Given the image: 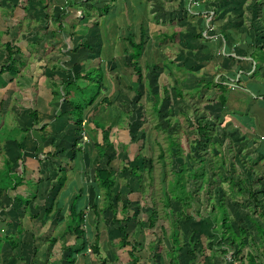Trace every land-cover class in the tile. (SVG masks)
I'll use <instances>...</instances> for the list:
<instances>
[{"label": "crops", "instance_id": "crops-1", "mask_svg": "<svg viewBox=\"0 0 264 264\" xmlns=\"http://www.w3.org/2000/svg\"><path fill=\"white\" fill-rule=\"evenodd\" d=\"M70 1L35 0L33 13V0H0V176L6 171L5 161H11L12 173L20 179L11 186L12 191L0 184V264H60L52 257L60 252L54 245L70 240L69 248L62 252L66 257L62 264H154L156 257L149 258V251L144 250L147 235L137 237L140 231L135 226L132 232L126 231L135 217H102L95 210L100 202L97 198L103 192L116 191L112 200L116 202L117 194L124 198L128 188L141 193L137 180L142 172L132 176L133 164L143 159L145 167L157 142L144 128H160L166 133L172 124H178L166 113L181 112L186 97L191 106L195 104L192 100H202L193 111L203 118V125L211 126L210 137L216 128L221 144L218 158L225 168H219L226 180L222 190L226 193L227 179L233 175L252 190L264 191V4L262 0H87L89 4L81 0L82 5ZM50 11L60 23L53 26L47 21ZM131 43L142 44L135 69L129 59ZM92 70L96 80L99 73L103 80L98 98L83 114L81 127L89 140L83 145L73 107L62 97H53V92L58 88L65 94L64 83ZM75 84L66 94L73 103L81 104L77 89L83 90L86 82ZM221 95L225 96L223 106L218 102ZM103 98L108 107L98 105ZM33 111L39 121L34 129ZM140 112V117L135 116ZM206 116L216 124L207 122ZM136 127L145 133L142 137L118 131ZM172 142L174 152L181 153ZM138 143L139 151L131 157L128 152ZM122 154L127 156L124 168L129 173L125 188L101 189L94 173L107 169L116 176ZM89 205L93 216L85 215ZM233 205L240 207L239 202ZM71 208L76 214L83 213L82 223L94 226L83 240L66 234L72 224ZM234 211L232 222L249 224L250 214ZM253 219L264 227L263 219ZM123 224L128 248L104 249L101 237L108 239L112 233L122 237L119 228ZM249 229L256 239L253 227ZM13 232L18 238L15 246L9 243ZM88 245L92 247L89 255Z\"/></svg>", "mask_w": 264, "mask_h": 264}, {"label": "rangeland", "instance_id": "rangeland-1", "mask_svg": "<svg viewBox=\"0 0 264 264\" xmlns=\"http://www.w3.org/2000/svg\"><path fill=\"white\" fill-rule=\"evenodd\" d=\"M29 2V0H27ZM86 4H89L87 0H84ZM33 13L35 10H37V7L35 6V0H33ZM28 8V6H27ZM51 12V11H50ZM34 18L36 19L37 14H33ZM49 23H51L53 26L56 25L57 22L54 20V17H52V12L47 15ZM33 18V22L35 19ZM91 92H87V96H90ZM89 94V95H88ZM87 96L85 98H87ZM192 101H195V104H188V98H184V101H181L182 104V111L176 112L174 114V111H169L166 114L172 115L173 119H176L178 121V124L173 125L172 128L165 130V132L161 131L164 129H149V127L144 128L146 132H148L149 136H155V142L156 146L153 147L152 154L150 155L149 161L150 163L145 165V167H142L143 159H138L137 163H134L133 165H136L137 171L136 176L140 172V179L138 178L137 183L139 184V190L141 193H132V191L128 188L125 189V194H123L125 197L122 198V195L119 193L117 194L119 199L115 202L114 196L116 195V191H112L110 194L103 192L100 198H97L98 202L97 207L95 210L99 212V215L102 217L110 218L112 215L119 218H125L126 216L132 217L133 213H137L135 218H133V222H130L126 226L127 233L132 232L134 229H132V226L136 227V232L140 231L137 234V237H140L142 235H147V238L149 241L144 244V250L149 251L150 257H156V264L162 263V264H169L172 257L170 254L172 253V245L170 244L169 236L171 233V222L168 217V211L170 210L173 218L176 219L177 213L180 211H184L187 214H192L194 219L190 221H180L176 227L178 232V245L177 247L180 249L181 253L179 252L178 257V264H232L229 262V259L225 261L226 258H228V255H225L227 257H224V254H221L219 251L220 249H224L226 247L225 242H220L219 239H217V236L211 235L210 229L215 226V219L218 217L217 212L214 210L212 213L209 210L208 201L207 203H203V199L205 200L203 196L206 197V199L214 198L217 199L218 197H222L223 190L221 189L222 186L218 182V177L212 172H210L211 168L214 167L215 164L212 162L217 161V154L218 150L216 148L211 147L209 142L203 141L201 144V149L198 143H193L194 136H193V127L195 125L196 121H199V115L198 112L193 111L194 107H199L202 104L201 99H194ZM189 102H191L189 100ZM192 103V102H191ZM98 105L103 106L104 104L98 103ZM189 111V113H188ZM213 115H216V112H212ZM211 114V115H212ZM165 114L162 115L164 117ZM135 116L140 117V114L136 113ZM148 116V115H145ZM197 117V118H196ZM150 118V117H149ZM154 118H152V124L154 125L156 121H153ZM206 121L209 122L210 120L206 116ZM213 121V122H211ZM210 123L216 124L215 119L211 118ZM150 123V121L148 120ZM136 128H122L118 129L119 132H122L124 135H128V137L133 136L134 138L139 135V137H142L144 134L142 131ZM122 130V131H120ZM151 132H153L151 134ZM86 137V134L84 130L81 131V134ZM82 136H80L81 144H87L89 143L88 138L86 137V141L82 142L81 139ZM213 137V139H212ZM94 138V137H93ZM211 139L214 143H216L218 140L217 134H216V128H215V135L211 136ZM140 140V139H139ZM171 140L176 144L177 148H179L181 153H175V147H170ZM94 142V141H93ZM172 142V143H173ZM212 143V142H211ZM95 144V142L93 143ZM213 144V143H212ZM106 145V144H104ZM103 145V146H104ZM149 149V144H146ZM155 145V144H154ZM99 146H102V144H99ZM102 146V147H103ZM134 148L131 149V152H128L130 156L137 154L139 151V143L136 145H132ZM157 148H160L159 150ZM194 149V153L192 151V160L188 159L189 151ZM122 149V148H121ZM148 149V150H149ZM161 150V157L162 159L158 158L159 151ZM209 159V163L207 161V158ZM216 155V156H215ZM123 160H118V163L116 164L117 167L116 171H118L117 175L114 176L115 184L124 187L125 181L129 179V173L128 169L124 168V163L126 161L125 155H123ZM148 156V155H147ZM182 156V157H179ZM202 156L201 159L205 162L204 168L202 170L206 173L203 178L197 180H190L192 179V175L189 173L191 170L199 171L196 167L199 166L198 160L195 157ZM130 158V157H129ZM220 158V157H219ZM148 159V158H146ZM115 163V162H114ZM132 165V164H131ZM150 167V168H149ZM182 167H184V171L186 172V175L183 176L182 181L179 180V182L183 186V195L184 197H192L194 196V200L190 202L188 205H183L181 202L174 201V195L171 193V187L172 188H179L180 185L175 186V176L173 175V172L181 171ZM144 168V170H143ZM94 170V168H93ZM149 170V171H148ZM217 172V171H215ZM116 178V179H115ZM189 178V179H188ZM131 179V178H130ZM194 181V182H193ZM135 182V181H134ZM133 183V181H132ZM134 185V184H133ZM125 188V187H124ZM208 188V189H207ZM124 190V189H123ZM33 191H35V187H33ZM131 191V192H128ZM222 191V192H221ZM109 192V190H108ZM180 192V191H179ZM220 192V193H219ZM208 193V194H207ZM33 193V197H34ZM168 199V204L166 205V198ZM112 197V199H111ZM137 198L136 200H134ZM241 198V196H240ZM238 199L239 201L243 200L242 206H247V203L249 202V199H246L247 196L244 195V199ZM111 199V201L109 200ZM213 199V200H214ZM212 200V201H213ZM225 201V198H224ZM110 202H112L110 204ZM95 203V202H94ZM22 205H25V201L22 202ZM91 205H89L88 209H85V215H91L93 216L92 209L90 208ZM127 207V212L122 213V209ZM190 206V207H189ZM110 207V208H109ZM114 207V208H113ZM123 207V208H122ZM129 209V210H128ZM115 214H113V212ZM154 212L155 214V220L153 222V225L149 227V220L151 212ZM98 215V216H99ZM139 221V224H136L135 222ZM143 223V224H142ZM244 227L251 228V226L247 222L242 223ZM143 227V228H142ZM82 228H84V233L86 236H88V232H92L94 230L93 225H89L87 222H84L82 224ZM110 228L112 229L113 233L115 231L114 225L110 224ZM90 229V230H87ZM19 231V227L15 229V232ZM112 233V234H113ZM110 235L108 239L101 237L100 244L104 249H107L108 247L116 250H126L128 246H120V239L121 237L115 233V235ZM121 235V233H119ZM10 235V234H9ZM103 236V235H101ZM144 237V236H143ZM10 238H14L13 245L18 244V238L16 236V233L13 232L12 236ZM100 238V237H99ZM110 241L108 242V240ZM140 239V238H139ZM128 240V239H127ZM144 240V238H143ZM70 241H60L55 243L54 247L57 245V250L59 249L60 252L58 254H55L54 261H59L60 264L64 263L66 261V257L63 256L64 251H66V247L69 248ZM140 241V240H139ZM49 242V241H47ZM87 242L89 240L87 239ZM127 242V241H126ZM62 243V244H61ZM69 243V244H68ZM104 243V245H103ZM59 245V246H58ZM152 245H155V248H152ZM212 246L213 251H210V247ZM101 247V246H100ZM101 247V248H102ZM91 246L88 245L87 254H92ZM102 248V249H103ZM191 252V254H190ZM193 253V255H192ZM216 255L217 257L214 261L211 259V255ZM58 258L60 260H58ZM171 258V259H170ZM154 261V264H155ZM175 264V263H174Z\"/></svg>", "mask_w": 264, "mask_h": 264}, {"label": "trees", "instance_id": "trees-1", "mask_svg": "<svg viewBox=\"0 0 264 264\" xmlns=\"http://www.w3.org/2000/svg\"><path fill=\"white\" fill-rule=\"evenodd\" d=\"M78 3H81L82 5V1L78 0ZM263 4H264V0H262ZM71 4H76V2H72L70 1ZM83 4H86L83 1ZM104 11H106V8L104 7ZM103 12V11H102ZM55 22L60 23L61 19L59 17L55 18ZM264 21V18H263ZM131 47H132V51L133 53L129 56L130 59V63H133V68H136V60L140 55L141 52V48H142V44H138L135 45L133 43H131ZM85 49H87L86 47H83ZM7 54L10 57L11 55V51L9 49V47H7ZM137 72V76L140 77V69L138 68L136 70ZM97 72V71H96ZM94 73L95 71H89L88 73H85L84 75H74L73 77V81L71 82H66L64 83L62 86H64V91L65 94H62L60 90H58V88H55L57 91L53 92V97L59 98L62 97L63 102L67 103L68 105H71L73 107V111H72V117L74 120V124L75 126L78 127L79 130V134L78 137H80V132L82 131V127H81V123H82V119H83V114L84 111L86 110V107H90L94 104L95 100L98 98L101 90H100V84L102 82L103 79H101V74L99 73V71L97 73L98 74V78L96 80V78H94ZM80 82V81H84L86 82L85 87L83 88V90H80L79 88L77 89L78 92L82 95V103H73L72 100H70V97L66 94L71 87H75V83L76 82ZM209 86V85H208ZM215 87H217L219 90H223L222 86H220V84L216 83L214 84ZM55 87V86H54ZM91 92L90 96H87V92ZM62 94V95H61ZM89 95V94H88ZM87 96V98H85ZM177 98L181 99L182 95L180 92H178L176 94ZM153 100H154V105L156 106V97L153 95ZM218 102L220 103V105H224L225 103V96L221 95L218 98ZM100 103L104 104L105 107H108L109 104L106 100V98H103ZM154 106V109H155ZM30 118L32 120V128H37L39 126V121L37 118V113L36 111H33L32 113H30ZM197 118V117H196ZM201 117H199L200 119ZM202 119V120H201ZM199 121L195 122V134H196V143L199 144L201 149V144L203 141H206L207 143L209 142V144L211 145V147L216 148L218 150V148L221 147V144H219L218 142L214 143L213 141H211V137L209 134V126L208 123H206V125H203V118H201ZM202 125V126H201ZM46 125L42 126V129H44ZM25 133V131L23 132ZM213 144H212V143ZM20 147V145H18ZM190 155V154H189ZM216 156V155H215ZM205 158L206 155L204 156ZM217 161L216 162H212L214 165V167L211 168L210 172H212V174L216 175L218 177V182L221 184H225L226 180L223 178V176L220 174L221 171L219 168H222L223 171H225L224 168V162L222 160V158H218V154H217ZM198 160L199 166L196 167L199 171H195L194 169L191 170L189 173L192 175V179L190 178V180H199L201 178L204 177V175H206V173L202 170V168H204L205 166V162L203 161L202 156L200 157H195ZM162 159V157H161ZM189 160H192V155L189 157ZM207 161L209 163V159L207 158ZM109 163V161H108ZM107 163V166H108ZM150 163V162H149ZM148 163V164H149ZM210 165V163H209ZM211 166V165H210ZM5 167H6V171L4 172V174H2V176H0V184L6 186L5 189L12 191V185H14V183H20V179L19 177H17L16 174L12 173V162L11 161H5ZM150 168V167H149ZM136 171L137 168L134 167L133 168V172L131 173L132 176H136ZM149 171V170H148ZM217 171V172H215ZM186 175V172L184 171V167H182L181 171H177L174 172V176H175V186L180 185L179 188L175 187L172 188L171 187V193L174 195V201L176 202H181L183 205H188L190 204V202L192 200H194V196H190L189 198L186 196H182L183 194V186L182 184L179 182V180L182 181L183 176ZM94 181L98 184V186L101 189L104 190H110L113 185H114V177L113 174L111 173L110 170L107 169H99L94 173ZM189 179V178H188ZM228 181V189L225 193V191H221L222 197H218L217 199L214 198H207L205 196L202 195V197L205 198V200L203 199V203H207L208 201V206L209 208H211L209 210V214L210 212L212 213L214 210L217 212L218 217L215 219V226L212 227L210 229L211 231V235L213 236H217V239H219L220 242H225L226 247L223 249H220V253L224 254V257H227L225 255H228V258L225 259V261H227L229 259V262H231L232 264H264V227L262 225V223H260L259 221L253 219L254 217H258L259 219H263L264 220V191L263 192H256L254 190H252L251 186L246 185L245 182L239 180V179H235L233 175H231L230 178L227 179ZM183 182V181H182ZM194 182V181H193ZM238 187V189H237ZM208 189V188H207ZM222 189V188H221ZM4 190V189H3ZM180 191V192H179ZM220 193V192H219ZM208 194V193H207ZM244 195L247 196L246 199H249V202L247 203V206H241V204L243 203L239 201L238 199L243 198L244 199ZM224 198H227V200L224 201ZM240 198V199H241ZM214 199V200H213ZM166 201V205L168 204V199H167V195L165 198ZM213 200V201H212ZM15 201L17 203H20L18 199H15ZM231 201V202H229ZM234 204H238L239 202V206L238 208H235ZM190 207V206H189ZM123 208V207H122ZM234 209H236V211L238 210H242L245 211L247 214L245 216H247L248 214H250L249 216H247L248 222L249 224L253 227V229L255 230L256 233V239L255 236L253 234H251V231L249 228H246L244 226H242L243 221H237L232 222L233 220V214H235L236 212L234 211ZM113 214H115L114 211H112ZM127 210L125 208L122 209V213H126ZM70 217L72 219V224L68 226L67 228V235H75L76 239H81L83 240V236H84V230L82 228V222H83V213H75V209L71 208L70 209ZM168 217L171 222V233L169 236V240H170V244L172 245V250H171V254L170 256L172 257V259L170 260L169 264H178L177 260L179 257V252L181 253L180 249L177 247L178 245V232H177V225L180 221L178 220H182V221H190L193 220L194 217L192 214H187L184 211H180L179 213H177L176 215V219L173 218V215L171 213V211H168ZM137 215V213H133V217H135ZM245 219V218H244ZM155 220V214L152 211L151 215H150V220H149V227L151 225H153V222ZM178 221V223H177ZM119 232L122 234V237L120 239V246H126L127 245V234L125 233V225H120L119 228ZM13 239L11 238L9 240L10 245L13 246ZM15 246V245H14ZM82 248L83 250L86 248V245L84 242H82ZM93 251L95 253H97V248L95 246H93ZM210 251H213L212 246L210 247ZM191 254V252H190ZM193 255V253H192ZM216 255H212L210 256L211 259L214 261L217 257H215ZM131 257V255H130ZM132 259L133 263H136V258H130ZM71 263H73V260H71Z\"/></svg>", "mask_w": 264, "mask_h": 264}, {"label": "built area", "instance_id": "built-area-1", "mask_svg": "<svg viewBox=\"0 0 264 264\" xmlns=\"http://www.w3.org/2000/svg\"><path fill=\"white\" fill-rule=\"evenodd\" d=\"M80 136H82V137H81V139H82V142H83V141H86V137L83 135V133H82V134H80Z\"/></svg>", "mask_w": 264, "mask_h": 264}, {"label": "bare ground", "instance_id": "bare-ground-1", "mask_svg": "<svg viewBox=\"0 0 264 264\" xmlns=\"http://www.w3.org/2000/svg\"><path fill=\"white\" fill-rule=\"evenodd\" d=\"M74 1V0H73Z\"/></svg>", "mask_w": 264, "mask_h": 264}]
</instances>
